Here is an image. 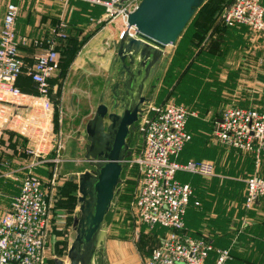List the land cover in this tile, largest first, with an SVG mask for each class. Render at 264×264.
<instances>
[{
  "label": "built area",
  "instance_id": "2783aa9c",
  "mask_svg": "<svg viewBox=\"0 0 264 264\" xmlns=\"http://www.w3.org/2000/svg\"><path fill=\"white\" fill-rule=\"evenodd\" d=\"M91 1L104 7L107 20L121 17L125 29L127 14L140 0ZM17 10L16 5L8 3L0 26V138L5 127L27 138L25 152L32 160L10 208L0 213V264H44L54 179L44 183L32 170L47 161L62 160L54 132L57 106L50 83L59 69V55L56 41L51 40L32 65L24 63L18 54L22 39L15 31ZM221 21L264 31L262 0H233L221 14ZM65 27L60 20L56 35L64 38ZM129 32L133 33V28ZM34 43L41 45L40 40ZM23 73L34 83V92H23L17 85ZM189 114L185 105L174 100L144 103L137 121L142 138L140 151H131L125 159L126 166L136 165L138 169L137 185L129 202L131 216L148 227L159 225L166 229L144 264H226L230 257L228 248L213 245L205 236H190L185 230L184 215L193 191L189 183L178 181L175 174L184 171L211 177L215 168L208 159L181 163L170 158L191 139L185 130ZM213 134L219 143L244 153L253 152L258 161L264 152V102L258 107H223ZM52 152L55 155L48 158ZM245 182L243 205L251 209L264 196V177L253 174Z\"/></svg>",
  "mask_w": 264,
  "mask_h": 264
},
{
  "label": "crops",
  "instance_id": "0c3cea01",
  "mask_svg": "<svg viewBox=\"0 0 264 264\" xmlns=\"http://www.w3.org/2000/svg\"><path fill=\"white\" fill-rule=\"evenodd\" d=\"M8 3L16 5L18 9L15 31L17 37L22 39L19 42L18 54L27 66L32 65L37 56L48 48L51 40L56 41L59 63H112L116 46L113 47L110 41L114 37V31L106 30L110 20L105 17V9L102 5L91 0H0V26ZM262 4L264 6V0H262ZM60 20L66 24L64 38L56 35ZM124 27L123 23L118 28V35ZM105 37H107V42H105L107 45H103L101 42ZM34 40H40L41 45H36ZM81 41H84V44L78 49V44ZM177 42L178 39L174 44L167 45L163 51L157 68L159 70L157 81L152 89L153 95L149 97L148 103L161 104L167 100H174L175 94L180 96L182 93L180 85L182 79H185L186 73L178 74L177 71L169 73V62L175 48L177 49L179 46V50L187 48L181 43L176 47ZM69 57L72 58L69 60ZM177 57L179 58L180 55L173 57L172 63L177 61ZM183 63L193 62L185 59ZM165 70L167 71L165 72ZM175 75L177 78L170 83L169 77L173 76L174 78ZM56 79V77H52L50 80L53 101ZM16 83L23 92L31 93L35 90L34 83L26 73L20 75ZM190 89L187 88L185 92L189 93ZM185 106L188 108L187 105ZM190 108L192 111L195 110V107L194 109ZM221 110L222 108L216 112L214 124H210L207 119L196 118L198 113L209 114L212 108L208 107L205 114L201 110H199L200 112L194 111V115L189 114L185 130L191 135V139L177 155L170 157L171 160L181 163L189 159H208L215 166L212 179H204L198 174L184 171H177L175 174L178 181L189 183L193 191L190 205L184 215L185 230L193 237H207L215 246L228 247L232 258L226 264H264V196L251 209H245L242 206L244 200L242 191L237 194L233 188L235 179H238L243 171H246V175L257 174L264 177V152L260 153L257 161L253 152L244 153L209 139L207 132L216 127ZM90 117L84 121V124ZM140 143L141 141L130 146L134 154L140 151ZM28 144L29 142L24 136L7 127L3 130L0 138V213L10 208L14 195L19 191L20 182L29 170L32 157L25 152ZM78 147L75 145L69 153H79ZM54 155L55 153L52 152L48 158H52ZM63 158L62 162L64 161V163L61 162L59 168L63 169V175H67L69 184H71L70 181H73L76 188L72 191L68 190V193L73 197L67 196L68 193L64 196V194L60 195V193L57 194V191H53L50 224L51 226L59 224L58 228L55 227L53 234L64 232V235L67 236L65 244L68 248L74 235L72 219L77 214L79 206L77 176L85 169L78 168L80 165L76 160H81L80 156H63ZM65 162L69 163L67 167ZM46 164L53 166L52 161H47L34 167L33 170L35 169L34 171L37 173L41 171L42 174L43 169L47 170ZM70 164L76 165L69 166ZM132 168H134L135 177L138 178L137 166L132 165ZM43 182L47 183L44 180ZM64 188L62 185L61 189ZM66 198L70 201L65 205ZM195 201H198L199 204L195 205ZM133 221L135 220L133 219ZM145 226L139 225V228L143 227L144 233L148 230ZM152 228L155 229L156 234L153 243L155 246L159 236L163 235L161 233H165L166 229L159 225ZM62 230L63 232H61ZM111 230L108 227L106 232L104 261H109L110 255L114 252L115 245L113 246L112 235H109ZM53 234L49 231L47 241ZM99 259L101 260V258Z\"/></svg>",
  "mask_w": 264,
  "mask_h": 264
},
{
  "label": "rangeland",
  "instance_id": "374dc122",
  "mask_svg": "<svg viewBox=\"0 0 264 264\" xmlns=\"http://www.w3.org/2000/svg\"><path fill=\"white\" fill-rule=\"evenodd\" d=\"M232 2L233 0H204L202 5L194 11L183 38L180 39L182 43H185L187 35L190 36L193 43L188 41L186 44L189 51L179 50L180 46L176 45L179 47L175 48L169 62V73H174V71L178 74L186 73L180 85L182 93L180 96L175 94L174 100L187 105L188 108L194 109L195 107V112L201 110L202 113H206L208 107L212 108L209 114L198 113L196 117L207 119L210 124H214L216 112L225 106L258 107L264 102V31H254L235 23L222 22L221 14ZM122 24V18L118 16L111 19L107 26L106 30L114 31V37L110 39L113 47L117 45L118 28ZM195 29L198 35H192ZM106 39L107 37L101 41L103 45H107ZM83 44L84 41H81L78 49ZM187 52L191 54V57H186L187 60L193 63H172L173 57L176 55L182 57ZM109 65L110 63H59V69L54 76L57 78L54 99L57 112L55 113L54 132L57 143H60L58 157L61 159L63 156L82 158L84 147L87 144L84 121L94 113ZM158 71L147 92L148 97L153 95L152 89L157 81ZM175 78L177 75L174 78L169 77L170 83ZM187 88H191L189 93L185 92ZM189 111L190 115L195 114L191 108ZM211 129L208 130L207 136L217 142L213 137L215 128ZM141 139V133L136 126V130L130 136L129 145L134 146ZM75 145L79 146V153L70 154V149H73ZM63 149L66 150L63 151ZM61 162L62 160L53 163V166L46 164L47 170L43 169L42 174L41 171H38V174L34 171L35 169L32 170L35 174H41V179L47 183L53 177V185L56 189L54 191L57 193H60L61 186L67 184L68 181L67 175L62 174L63 169L59 168L64 163V161ZM76 162L80 165L78 167L80 170L90 168L87 162L82 160H76ZM68 164L65 162L66 167ZM73 165L76 164L69 166ZM127 168L134 171L132 166ZM245 172L243 171L233 184L235 192L238 194L242 191L243 196L246 188L245 181L250 176ZM122 176V181L117 185L105 218L106 229L108 227L112 229L109 235H112L113 246L115 245L113 254L110 255L109 261H105V264H144L150 248L154 245L155 229L144 225L148 229L144 233L143 227L139 228L141 223L133 221L129 211V202L134 195L137 178L135 176L132 178L130 171ZM212 177L203 178L212 179ZM242 206L244 207L243 203ZM55 227L58 228L59 224L52 226L50 224L51 234L55 231ZM66 237L63 232L53 234L48 239L44 264H54L56 258L68 264Z\"/></svg>",
  "mask_w": 264,
  "mask_h": 264
},
{
  "label": "water",
  "instance_id": "95a60500",
  "mask_svg": "<svg viewBox=\"0 0 264 264\" xmlns=\"http://www.w3.org/2000/svg\"><path fill=\"white\" fill-rule=\"evenodd\" d=\"M204 0H140L127 14L98 104L85 123L87 144L82 161L90 166L77 176L78 212L67 249L68 264L104 261L105 218L136 130L147 92L167 45L174 44ZM133 28V33L129 29ZM220 118L218 119V121ZM54 264H64L54 259Z\"/></svg>",
  "mask_w": 264,
  "mask_h": 264
},
{
  "label": "trees",
  "instance_id": "16d2710c",
  "mask_svg": "<svg viewBox=\"0 0 264 264\" xmlns=\"http://www.w3.org/2000/svg\"><path fill=\"white\" fill-rule=\"evenodd\" d=\"M189 22H190V20L188 21V23H187V25L185 26V28H184V30L181 32V35H180V37H179V39H178V42H177V45H179L180 43H181V45H186V44H188V41H190V42H192L193 43V40L191 41V38H190V36L189 35H187V41H184L185 43H182L183 41H180V39L181 38H183V34L185 33V31H186V29H187V27H188V25H189ZM192 35H198V32H197V29H195L194 31H193V33H192ZM186 37V36H185ZM199 37V36H198ZM185 50L186 51H189L188 50V47L187 48H185ZM72 56V55H71ZM191 57V54H189L188 52L186 53V55L185 54H183L182 55V57H177V61H175V63L177 62V63H183L185 60L184 59H187L186 57ZM70 58H72V57H69V60H70ZM171 81V80H170ZM128 167V166H127ZM126 166L124 167V171H123V173H122V175H125V174H127L129 171H130V174H131V177L133 178L134 176H135V172L134 171H131L129 168H127ZM38 175V174H37ZM123 177V176H122ZM73 182V181H72ZM71 181H70V183L71 184H69V181H67V184H65V185H63L65 188L64 189H60V195H63L64 194V196L68 193V190H70V191H72L73 189H75L76 188V186H75V184L73 185V183H72ZM57 194H59V193H57ZM67 196H70V197H73V195H70V193H68V195ZM72 199V198H71ZM260 199V198H259ZM258 199V200H259ZM66 201H65V205L66 204H68L69 203V199L68 198H66L65 199ZM74 200H75V198H74ZM164 235V234H163ZM162 237V236H161ZM161 237H159L158 238V242L155 244V246L159 243V240H160V238ZM154 247V246H153ZM152 247V248H153ZM151 248V249H152ZM228 248V247H227ZM151 251V250H150ZM229 252H230V249H229ZM230 258H232V255H231V252H230V257H229V259H228V261L230 260Z\"/></svg>",
  "mask_w": 264,
  "mask_h": 264
},
{
  "label": "flooded vegetation",
  "instance_id": "af4514ba",
  "mask_svg": "<svg viewBox=\"0 0 264 264\" xmlns=\"http://www.w3.org/2000/svg\"><path fill=\"white\" fill-rule=\"evenodd\" d=\"M97 264H104V263L102 262V260L99 259V261L97 262Z\"/></svg>",
  "mask_w": 264,
  "mask_h": 264
}]
</instances>
